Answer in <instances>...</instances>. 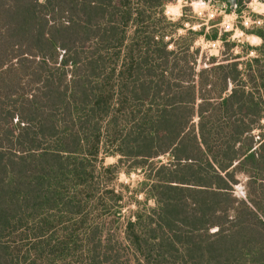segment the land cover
I'll return each mask as SVG.
<instances>
[{
    "label": "trees",
    "instance_id": "obj_1",
    "mask_svg": "<svg viewBox=\"0 0 264 264\" xmlns=\"http://www.w3.org/2000/svg\"><path fill=\"white\" fill-rule=\"evenodd\" d=\"M170 1L0 0V264H264V18L204 57ZM130 160L156 207L122 240Z\"/></svg>",
    "mask_w": 264,
    "mask_h": 264
},
{
    "label": "rangeland",
    "instance_id": "obj_2",
    "mask_svg": "<svg viewBox=\"0 0 264 264\" xmlns=\"http://www.w3.org/2000/svg\"><path fill=\"white\" fill-rule=\"evenodd\" d=\"M164 9L168 19L176 24L167 25L163 22L164 31H168L175 38L186 36L192 40L193 47L201 48L204 57L205 54L209 56L217 54L219 49L223 48L222 42L219 47L208 46L205 40H212L211 35H217L218 38L223 33H230L229 39L238 41V46H235L232 52L244 55L246 53L242 45L255 46L262 42L258 35L248 32V30L258 28L261 24L257 21L264 18V2L261 0H234L233 3L230 0H174L167 2ZM253 55H255L254 52L247 57ZM247 57L245 56L243 59ZM255 132L257 135L264 134V119L262 127ZM103 151L99 159L103 156L105 159L96 161L98 173L104 167L117 164L119 159L118 155H107ZM132 165V160L120 163L117 169H114L113 176L106 173L111 180L109 178L102 179V182L104 181L102 187L115 188L116 192L122 194V200L119 203L112 201L113 208L110 214L111 216L113 213L120 216V221L114 222V225L115 227L121 226L122 240L125 237L127 221L135 219L136 211H150L156 207L155 200L148 193L150 180L147 177V172ZM241 178L243 180L234 186V193L242 198L246 195V178L242 176Z\"/></svg>",
    "mask_w": 264,
    "mask_h": 264
},
{
    "label": "built area",
    "instance_id": "obj_3",
    "mask_svg": "<svg viewBox=\"0 0 264 264\" xmlns=\"http://www.w3.org/2000/svg\"><path fill=\"white\" fill-rule=\"evenodd\" d=\"M257 22L259 24H262L263 23V18H262V20H258ZM205 41L207 42L209 47H217V46L219 47L221 45V42H222V46H223V40H222L221 36L216 38V39H212V40L206 39ZM220 50H221V48L219 49V52H220Z\"/></svg>",
    "mask_w": 264,
    "mask_h": 264
},
{
    "label": "water",
    "instance_id": "obj_4",
    "mask_svg": "<svg viewBox=\"0 0 264 264\" xmlns=\"http://www.w3.org/2000/svg\"><path fill=\"white\" fill-rule=\"evenodd\" d=\"M230 2H231V3H233V2H234V0H230Z\"/></svg>",
    "mask_w": 264,
    "mask_h": 264
}]
</instances>
